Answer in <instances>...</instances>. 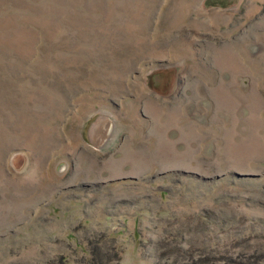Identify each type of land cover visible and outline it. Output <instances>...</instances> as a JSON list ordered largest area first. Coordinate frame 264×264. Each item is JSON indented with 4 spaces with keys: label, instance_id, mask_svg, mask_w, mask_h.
I'll return each mask as SVG.
<instances>
[{
    "label": "rangeland",
    "instance_id": "374dc122",
    "mask_svg": "<svg viewBox=\"0 0 264 264\" xmlns=\"http://www.w3.org/2000/svg\"><path fill=\"white\" fill-rule=\"evenodd\" d=\"M0 264H264V0H0Z\"/></svg>",
    "mask_w": 264,
    "mask_h": 264
},
{
    "label": "bare ground",
    "instance_id": "6f19581e",
    "mask_svg": "<svg viewBox=\"0 0 264 264\" xmlns=\"http://www.w3.org/2000/svg\"><path fill=\"white\" fill-rule=\"evenodd\" d=\"M100 129V128H99ZM98 130V129H97Z\"/></svg>",
    "mask_w": 264,
    "mask_h": 264
}]
</instances>
